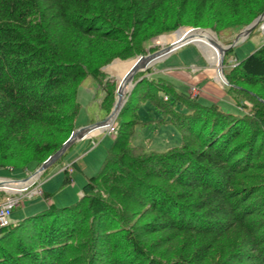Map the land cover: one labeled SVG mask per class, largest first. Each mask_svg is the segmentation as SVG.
<instances>
[{"label":"trees","instance_id":"obj_1","mask_svg":"<svg viewBox=\"0 0 264 264\" xmlns=\"http://www.w3.org/2000/svg\"><path fill=\"white\" fill-rule=\"evenodd\" d=\"M24 1L0 0V171L16 176L38 169L78 128L77 88L87 77L109 114L117 88L103 68L114 60L144 55L152 39L181 26L233 40L264 13V0ZM227 52L223 91L237 113L154 67L137 72L98 174L73 205L49 204L0 227V264H264V42L234 64ZM144 106L155 118H140ZM151 120L177 127L181 144L156 152L138 143Z\"/></svg>","mask_w":264,"mask_h":264},{"label":"rangeland","instance_id":"obj_2","mask_svg":"<svg viewBox=\"0 0 264 264\" xmlns=\"http://www.w3.org/2000/svg\"><path fill=\"white\" fill-rule=\"evenodd\" d=\"M187 28L191 27L181 26L176 30V32L170 33L167 36L169 37L176 34L177 31ZM199 28L200 30L197 31H210L213 35H215L217 42L223 46L230 45L228 43L230 40L232 44L237 35H239V33L235 35L233 40L230 37L226 41L222 42L217 33L211 28ZM160 38L161 37L157 36L152 39L151 43L146 46L144 56L160 51L170 45V43H166L167 41L165 42ZM189 40H192L193 43L180 47L168 54L162 60L151 64L148 68H142L139 71L144 72L146 69L154 67V72L163 74V76H165V78L168 79L175 87L187 92L191 91L192 95H198L205 99L208 98L216 102L221 100V106L237 113V109L232 105L233 103L228 102L227 97L224 96L225 94L223 88L225 84L221 79L222 77L220 78V68L218 66L219 51L217 50L215 62H212L213 60L210 61V59H214L215 57V47L213 49L212 56L209 59L203 53L204 49H202L201 43L204 42L203 40L201 41V38L194 37L193 39H188L184 42ZM263 42L264 19L254 28L252 33H250L247 38L241 37L239 39L238 43L233 48V54L228 59L229 63L234 64V60H241L245 58L248 54L254 52ZM136 58L134 59L136 60ZM134 59L126 61L116 59L103 68L108 73V82L112 84L113 87L118 89L122 78L134 63ZM224 69L225 67L223 63V70ZM135 75V79L133 78L132 82H129L127 85L128 87H126L125 100L133 88L132 86L136 80ZM191 87L195 88L192 89ZM76 97L81 104V109L75 119L78 126L77 129L97 124L98 122L104 121L108 118L109 114L101 106V100L103 98L102 89H100L98 83L91 76L87 77L77 88ZM141 110L142 111L139 112L141 119L149 120L148 118H155L154 111L147 110L146 106H144ZM151 123L149 122L146 127L140 128L137 131L138 143L148 146V150L156 152H163L181 144L182 138L180 137V131L177 127L170 124H158L156 121H151ZM117 128L118 122L117 120H114L111 128L108 127V129H105L96 135L92 133V136H86V138L75 141L71 145V148L67 151L64 159L61 160V163H54L48 167L42 175H38L39 173H35L36 171L34 170L32 171L25 168V172H22L21 175L18 176L9 171H0V177L14 180H11L10 182H20V179L29 177L33 173V180L35 181L34 186L37 187L39 184L41 186L43 183L41 189L44 192L51 193L49 204H54V206L61 208L69 206L76 203L80 199L81 192L88 178L98 174L100 171L105 160L107 150L112 146L113 136L116 134ZM74 161H77L78 168L74 167V171L71 173V177L73 178L72 181L64 184L63 170L67 166V163H72ZM62 165H64V168H62ZM21 182L23 183L24 181ZM2 188L8 189L4 186ZM5 195L6 190H0V203L4 200ZM49 204L44 196L34 197L31 199L24 198L22 200V204L13 211L11 220H18L19 216L21 217L27 211L24 209L26 206L29 208L31 205L32 207L30 209L38 210L33 211L38 213L42 211L43 208L48 207Z\"/></svg>","mask_w":264,"mask_h":264},{"label":"water","instance_id":"obj_3","mask_svg":"<svg viewBox=\"0 0 264 264\" xmlns=\"http://www.w3.org/2000/svg\"><path fill=\"white\" fill-rule=\"evenodd\" d=\"M264 19V13L261 14L259 17H257L250 25H248L246 28H244L239 35H237L236 39L234 40V42L228 46H223L220 45L219 43V48L221 50L222 56L220 57L218 66H219V70H220V76L225 79V75H224V70H223V61H224V55L225 53L233 48L239 41V39L241 37L247 38L248 35L250 33H252V31L254 30V28L256 26L259 25V23ZM194 30H198V29H194V28H190L188 29L187 32L190 31H194ZM181 30L177 31V34L180 32ZM180 41V38L175 41L177 44ZM176 43H171L169 46H167L166 48L157 51L155 53L146 55V56H139L137 58V60L134 62V64L130 67V69L127 71V73L124 75V77L122 78L118 89H117V100L115 103V106L113 108V110L111 111V113L109 114L108 118L105 119L104 121L98 122L97 124L88 126V127H83V128H79L75 131L72 132V134L70 135V137L67 139V141L63 144V146L52 156H50L43 164L40 168L37 169V173H42L44 172L48 167H50L52 164H54L57 160H59L64 154L65 152L68 150V148L77 140H81L83 138L86 137V135H83L82 131L84 129H92L93 128H99V127H104L106 126L107 122L112 121L116 118L119 110L121 109V107L123 106V104L125 103V94L121 91L122 87H127L129 82H132L134 75L141 70L142 68H148L152 63H155L157 61L162 60L165 56H167L168 54H170L171 52L177 50L178 48L189 44V43H193L192 40H189L187 42L181 43L179 45H177ZM176 44V45H175ZM196 44V43H195ZM173 45H175L173 47ZM169 48V49H168ZM167 49V50H165ZM227 82V81H226ZM120 103V104H119ZM119 104V107H118Z\"/></svg>","mask_w":264,"mask_h":264},{"label":"bare ground","instance_id":"obj_4","mask_svg":"<svg viewBox=\"0 0 264 264\" xmlns=\"http://www.w3.org/2000/svg\"><path fill=\"white\" fill-rule=\"evenodd\" d=\"M24 1V0H23ZM24 2H26V1H24ZM23 2V3H24ZM30 2V1H29ZM36 2V1H35ZM93 2V1H92ZM98 2V1H97ZM168 2H169V0H168ZM167 2V3H168ZM27 3V2H26ZM39 3V2H38ZM89 3H91V0H90V2ZM16 4H19V3H16ZM28 4V3H27ZM37 4V3H36ZM92 4H94V3H92ZM98 4V3H97ZM96 4V5H97ZM99 4H100V2H99ZM98 4V5H99ZM33 5H35V4H33ZM96 5H95V8H96ZM16 6V5H15ZM169 6H170V4H169ZM99 7H100V5H99ZM99 7H98V9H99ZM41 8V7H40ZM40 10V9H39ZM222 10V9H221ZM220 10V12H222ZM41 12H43L42 10H41ZM49 12V11H48ZM48 12H46V13H48ZM205 16V15H204ZM217 16V15H216ZM222 16H224V15H222ZM218 17V16H217ZM217 17H215V18H217ZM47 18V17H46ZM203 18V17H202ZM204 18H206V17H204ZM208 18V17H207ZM220 18V17H219ZM219 18H217V19H219ZM222 18H224V17H222ZM222 18H220V19H222ZM36 19V18H35ZM41 20H42V18H41ZM44 20H45V18H44ZM212 20V19H211ZM196 21V20H195ZM213 21V20H212ZM44 22V21H43ZM220 23V22H219ZM193 24H194V22H193ZM202 24V23H201ZM210 24H212V22L210 23ZM209 24V25H210ZM195 25H197V24H195ZM204 25V24H203ZM219 25V24H218ZM222 25H223V22H222ZM221 26V25H220ZM172 27H173V25H172ZM118 28V27H117ZM219 28V27H218ZM188 29L189 28H187V29H184V30H181L178 34L176 33V34H174V35H171V36H165V37H161L160 39H162V40H164L166 43H176L175 41H177L179 38H180V41L178 42V44L177 45H179V44H181V43H183L184 41H186V40H188V39H193L194 37H199V38H201V41L203 40V42L204 43H201V47H202V49H204V51H203V53L210 59L211 58V56H212V52H213V49H214V47L216 48V50H218L219 51V60H220V57L222 56V53H221V50H220V48H219V46L221 45H219V43L217 42V39H216V37H215V35H213L210 31H208V30H205V31H197V30H194V31H190V32H187L188 31ZM121 30V29H120ZM198 30H200V29H198ZM119 32V31H118ZM121 32V31H120ZM176 32V31H175ZM159 33V32H158ZM122 34V33H121ZM175 44V45H176ZM175 45H173V47L175 46ZM219 45V46H218ZM169 46V45H168ZM169 49V48H168ZM165 50H167V49H165ZM258 51V50H257ZM228 53V52H227ZM230 53V52H229ZM233 53V52H232ZM12 57V56H11ZM166 57V56H165ZM164 57V58H165ZM241 58V57H240ZM61 59V58H60ZM59 59V60H60ZM211 60H213V59H210V61ZM64 62V61H63ZM212 62H215V60H213ZM62 63V62H61ZM102 64H103V61L101 62ZM100 63V64H101ZM107 63V62H106ZM100 64H99V66H100ZM98 69V68H97ZM141 73V72H140ZM202 74V73H201ZM96 75H97V73H96ZM102 75V74H101ZM188 75V74H187ZM232 76V75H231ZM168 77V76H167ZM202 77V76H201ZM228 79V78H227ZM153 80V79H152ZM160 80V79H159ZM230 82V81H229ZM258 82V81H257ZM261 82V81H260ZM159 83V82H158ZM248 84H250V83H248ZM247 84V85H248ZM260 84V83H259ZM262 84V83H261ZM139 85V84H138ZM137 85V86H138ZM258 85V84H257ZM149 86V85H148ZM165 86V85H164ZM246 86V85H245ZM128 87V86H127ZM145 87V86H144ZM152 87H153V85H152ZM249 87H250V85H249ZM162 88V87H161ZM246 88V87H245ZM254 88H257V87H254ZM164 89V88H163ZM170 89H171V87H170ZM230 89H232V88H230ZM125 90H126V87H122V89H121V91L125 94L126 92H125ZM165 90V89H164ZM250 90V89H249ZM181 91V90H180ZM183 91V90H182ZM242 91V90H241ZM111 92V91H110ZM168 92V91H167ZM231 92V91H230ZM187 94V93H186ZM153 96V95H152ZM107 97V96H106ZM109 97H110V95H109ZM181 97V96H180ZM208 97H209V95H208ZM157 98H159V97H157ZM174 98V97H173ZM109 100V99H108ZM151 100V99H150ZM159 100V99H158ZM186 100H189V99H186ZM161 102V101H160ZM180 102V101H179ZM152 103V102H151ZM169 103V102H168ZM102 104H103V102H102ZM120 104V103H119ZM119 104H118V107H119ZM164 104V103H163ZM167 104V103H166ZM185 104V103H184ZM168 106V105H167ZM182 106V105H181ZM138 107V106H137ZM159 107V106H158ZM157 108V107H156ZM163 108H164V106H163ZM167 108V107H166ZM104 109V108H103ZM129 109V108H128ZM127 109V110H128ZM162 109V108H161ZM130 110H132V109H130ZM136 110V109H135ZM164 110V109H163ZM128 112V111H127ZM131 112V111H130ZM263 112V111H262ZM152 113V112H151ZM260 113V112H259ZM124 114V113H123ZM204 114V113H203ZM262 114V113H261ZM257 115V114H256ZM123 118V117H122ZM131 119H132V117H131ZM131 119H130V121H131ZM138 119V118H137ZM200 119V118H199ZM203 119V118H202ZM125 120V119H124ZM207 120V119H206ZM205 120V121H206ZM129 121V120H128ZM152 121V120H151ZM154 121V120H153ZM155 121H157V120H155ZM149 122V121H148ZM147 122V123H148ZM158 122V121H157ZM75 123V122H74ZM121 123V122H120ZM138 123V122H137ZM141 124H142V122H140ZM151 123V122H150ZM152 124V123H151ZM112 125H113V123H112V121H109V122H107V124H106V126H104V127H97V128H93V130L92 129H84L83 131H82V133H83V135H86V136H92V133H95V132H98V133H100L101 131H103V130H105V129H108V127L109 128H111L112 127ZM144 125V124H143ZM146 125V124H145ZM191 126V125H190ZM201 127V126H200ZM188 128V127H187ZM196 129V128H195ZM198 129V128H197ZM200 129V128H199ZM251 129V128H250ZM256 129V128H255ZM259 129H260V127H259ZM182 130V129H181ZM203 130V129H202ZM204 130H206V129H204ZM264 131V130H263ZM182 132V131H181ZM252 132V131H251ZM255 132V131H254ZM195 133H197V131L195 132ZM253 133V132H252ZM259 133V132H258ZM186 134V133H185ZM246 134V133H245ZM118 135V134H117ZM197 135H198V133H197ZM200 135V134H199ZM242 136H244V135H242ZM181 137V136H180ZM245 137V136H244ZM232 138V137H231ZM241 138H243V137H241ZM247 138H248V136H247ZM185 139V138H184ZM234 139V138H233ZM246 139V138H245ZM238 140V139H237ZM244 140V139H243ZM243 140H241V143H242V141ZM230 141V140H229ZM233 141V140H232ZM182 142V141H181ZM235 142V141H234ZM233 142V143H234ZM149 143V142H148ZM232 145V144H231ZM230 145V146H231ZM215 146V145H214ZM138 147V146H137ZM141 147V146H140ZM227 147V146H226ZM142 148V147H141ZM175 148V147H174ZM231 148V147H230ZM178 149V148H177ZM221 150V149H220ZM239 150V149H238ZM174 151V150H173ZM172 151V152H173ZM228 151V150H227ZM165 152V151H164ZM225 152V151H224ZM163 154V153H162ZM172 154V153H171ZM225 154V153H224ZM235 154V153H234ZM168 155V154H167ZM221 155V154H220ZM242 155V154H241ZM244 155V154H243ZM169 156V155H168ZM173 156V155H172ZM237 156V155H236ZM239 156V155H238ZM243 159V158H242ZM148 160V159H147ZM147 160H145V162L147 161ZM246 160V159H245ZM142 161V160H141ZM151 163H153V162H151ZM179 163V162H178ZM145 164V163H144ZM149 164V163H148ZM142 165V164H141ZM157 165H159V164H157ZM163 167V166H162ZM141 168V167H140ZM153 168V167H152ZM165 169V168H164ZM141 170V169H140ZM158 170V169H157ZM145 171V170H144ZM156 174V173H155ZM165 174V173H164ZM147 177V176H146ZM148 179V178H147ZM143 180H145V178L143 179ZM146 181V180H145ZM32 182H34V180L33 179H31L30 181H27V182H10L9 180H5V183H3L2 185L4 186V187H6V188H8V189H12V190H16V189H18V190H22V189H24L25 187H27L28 185H30ZM156 182H158V181H155V182H152L153 183V185H154V183H156ZM146 183H147V181H146ZM256 183V182H255ZM257 184V183H256ZM153 185H151L152 187H156V186H153ZM158 185V184H157ZM143 188V187H142ZM152 189V188H151ZM148 191H149V188H148ZM147 192V191H146ZM49 193V192H48ZM51 194V193H50ZM54 194V193H53ZM52 194V195H53ZM143 196V195H142ZM114 197V196H113ZM143 199L145 198V197H142ZM75 202V201H74ZM74 204V203H73ZM72 204V205H73ZM76 206V205H75ZM85 206V205H84ZM87 206V205H86ZM96 207V206H95ZM99 207V206H98ZM70 208V207H69ZM108 208V207H107ZM152 209V208H151ZM53 210V209H52ZM52 210H50V211H52ZM54 210H56L55 208H54ZM62 210V209H61ZM60 210V211H61ZM69 209H67V211H68ZM76 210V209H75ZM82 210V209H81ZM114 211H115V209H113ZM117 210V209H116ZM66 211V210H65ZM70 211V210H69ZM85 211H86V209H85ZM102 211V210H101ZM62 212H64V211H62ZM73 212V211H72ZM77 212H78V210H77ZM103 212V211H102ZM112 212V211H111ZM188 212V211H187ZM190 212V211H189ZM66 213V212H65ZM65 213H63V215L65 214ZM84 213V212H83ZM83 213H82V215H83ZM89 213H90V211H88L87 210V214L89 215ZM113 213V212H112ZM115 213V212H114ZM37 214V213H36ZM58 214H59V211H58ZM80 214V213H79ZM85 215V217H86V212L84 213ZM109 214H111V213H109ZM119 214V213H118ZM25 215V214H24ZM61 215V214H60ZM59 215V216H60ZM87 215V216H88ZM91 215V214H90ZM94 215V214H93ZM117 215V214H116ZM197 215V214H196ZM53 216H54V213H53ZM76 217H77V215H75ZM105 216V215H104ZM109 216V215H108ZM114 216V215H113ZM122 216V215H121ZM153 216V215H152ZM188 216H190V214L188 213ZM194 216V215H193ZM56 217V216H55ZM71 217V216H70ZM73 217V216H72ZM75 217V218H76ZM111 217V216H110ZM204 217V216H203ZM65 218V217H64ZM69 218V217H68ZM67 218V219H68ZM74 218V217H73ZM79 218V217H78ZM89 218V217H88ZM117 218H119V217H117ZM151 218V217H150ZM47 219H49V217L47 218ZM47 219H46V221H47ZM50 219H53V218H51L50 217ZM70 219V218H69ZM86 219V218H85ZM85 219H83L82 218V220H85ZM105 219H106V217H105ZM112 219V218H111ZM127 219V218H126ZM191 219V218H190ZM195 219H196V216H195ZM201 219V218H200ZM78 220V219H77ZM108 220V219H107ZM113 220V219H112ZM129 220V219H128ZM193 220V219H192ZM52 221V220H51ZM71 221V220H70ZM76 221V220H75ZM87 221H89V220H87ZM109 221V220H108ZM130 221V220H129ZM147 221H148V219H147ZM203 221V220H202ZM24 222V221H23ZM83 222V221H82ZM85 222V221H84ZM83 222V223H84ZM27 223H28V221H27ZM26 223V224H27ZM51 223V222H50ZM75 223V222H74ZM92 223V222H91ZM109 223V222H108ZM115 223H117V222H115ZM202 223V222H201ZM25 224V223H24ZM77 224V223H76ZM81 224V223H80ZM85 224H86V222H85ZM85 224H84V228H85ZM118 224V223H117ZM198 224V223H197ZM204 224V223H203ZM202 224V225H203ZM87 225V224H86ZM95 225V224H94ZM94 225H92V226H94ZM24 226V225H23ZM26 226V225H25ZM54 226H55V224H54ZM76 226V225H75ZM79 226V225H78ZM83 226V225H82ZM48 227V226H47ZM96 227V226H95ZM26 228V227H25ZM76 228V227H75ZM88 228V227H87ZM203 228V227H202ZM10 229V228H9ZM13 229V228H12ZM15 229V228H14ZM23 229V228H22ZM22 229L20 230L21 232H22ZM83 228H81V231H86V229L85 230H82ZM89 229V228H88ZM91 229H92V227H91ZM96 229V228H95ZM98 229V228H97ZM100 229V228H99ZM11 230V229H10ZM96 231V230H95ZM78 232H79V230H78ZM14 233V232H13ZM16 233V232H15ZM14 233V234H15ZM80 233V232H79ZM89 234V233H88ZM11 235V234H10ZM22 235V234H21ZM12 236H13V238H15L16 239V237H15V235H13L12 234ZM101 236V235H100ZM99 237V236H98ZM22 238V237H21ZM5 239V238H4ZM14 239V240H15ZM10 240V239H9ZM11 240H13V239H11ZM13 240V242H15ZM6 241V240H5ZM122 241H123V239H122ZM121 241V242H122ZM12 242V243H13ZM16 243V242H15ZM10 244V243H9ZM14 244V243H13ZM18 244V243H17ZM123 244V243H122ZM121 244V245H122ZM8 246V245H7ZM148 246V245H147ZM2 247V246H1ZM9 247V246H8ZM16 247V246H15ZM10 248H12V247H10ZM14 248V247H13ZM121 248V247H120ZM6 249V248H5ZM123 249V248H122ZM122 249H120V251L122 250ZM7 250V249H6ZM100 251V250H99ZM119 251V250H118ZM13 254H14V252H13ZM14 257H15V254H14ZM79 257V256H78ZM75 264V263H74Z\"/></svg>","mask_w":264,"mask_h":264},{"label":"built area","instance_id":"obj_5","mask_svg":"<svg viewBox=\"0 0 264 264\" xmlns=\"http://www.w3.org/2000/svg\"><path fill=\"white\" fill-rule=\"evenodd\" d=\"M3 183H5V181L0 178V190H6L5 198L0 203V227H7L10 224L12 211L20 205L23 198L41 195L42 191L39 186L33 187L35 181L22 190L4 189L2 188Z\"/></svg>","mask_w":264,"mask_h":264},{"label":"clouds","instance_id":"obj_6","mask_svg":"<svg viewBox=\"0 0 264 264\" xmlns=\"http://www.w3.org/2000/svg\"><path fill=\"white\" fill-rule=\"evenodd\" d=\"M189 29H190V28H189ZM194 29H200V28H194ZM239 33H240V32H239ZM189 44H190V43H189ZM186 45H188V44H186ZM184 46H185V45H184ZM233 48H234V47H233ZM178 49H179V48H178ZM142 56H144V55H142ZM152 64H153V63H152ZM224 75H225V74H224ZM220 78H221V76H220ZM221 79L224 81V84H225V85H229V82H228L226 76H225V79H223V78H221ZM226 81H227V82H226ZM191 88L193 89V88H195V87H191ZM189 92L191 93V91H189ZM191 94H192V93H191ZM123 105H124V104H123ZM114 106H115V105H114ZM122 107H123V106H122ZM122 107H121V108H122ZM113 108H114V107H113ZM112 110H113V109H112ZM112 110H111V111H112ZM120 110H121V109H120ZM120 110H119V111H120ZM110 113H111V112H110ZM110 113H109V114H110ZM118 113H119V112H118ZM117 116H118V114H117ZM117 116H116V118L114 119L115 121H116V119H117ZM114 120H112V123H114ZM103 131H104V130H103ZM110 134H112V133H110ZM114 136H115V135H114ZM114 136H113V138H114ZM85 138H86V137H85ZM65 153H66V152H65ZM44 162H45V161H44ZM74 162H75V161H74ZM55 163H56V162H55ZM72 163H73V162H72ZM72 163H67V166L64 168V165H63L62 168H64V170H67L68 173L71 174V173L74 171V167L72 166ZM52 165H53V164H52ZM41 166H42V165H41ZM41 166H40V167H41ZM40 167H39V168H40ZM64 170H63V171H64ZM35 171H36L35 173H37V169H36ZM43 173H44V172L39 173L38 175H42ZM33 175H34V174L32 173V175H30L29 177H26V178H24V179H20V180H21V181H24V182L30 181L31 179H33ZM0 178H1V177H0ZM1 179H3L4 181H5V180H9V181L12 180V179H10V178H5V177H2ZM12 181H14V180H12ZM21 181H20V182H21ZM31 184H32V183H31ZM41 186H42V184H41ZM41 186H40V184H39L40 189H41ZM33 187H36V186L33 185ZM41 191H42V194H41V195H34V196H32V197H30V198H27V199H31V198L39 197V196H44V197H45V193H44V191H43L42 189H41ZM81 194H82V193H81ZM23 199H24V198H23ZM21 204H22V201H21L20 205H21ZM20 205H19V206H20ZM19 206H18V207H19ZM16 208H17V207H16ZM14 210H15V209H14ZM14 210H13V211H14ZM13 211H12V214H13ZM12 214H11V216H12ZM11 223H13V222H12L11 217H10V224H11ZM10 224H9V225H10ZM1 228H2V227H1Z\"/></svg>","mask_w":264,"mask_h":264},{"label":"crops","instance_id":"obj_7","mask_svg":"<svg viewBox=\"0 0 264 264\" xmlns=\"http://www.w3.org/2000/svg\"><path fill=\"white\" fill-rule=\"evenodd\" d=\"M94 135H96V134H98V132H95V133H93ZM70 163V162H69ZM43 184V183H42ZM45 194H50V193H48V192H44ZM82 193V192H81ZM50 199L51 198H49L48 200L46 199V201L48 202V204H49V201H50ZM51 203V202H50ZM32 206L30 205V207L29 208H27V206H26V208H24L25 210H27L21 217L19 216V219L18 220H15V219H13L12 220V222L13 223H19L20 221H22L23 219H25L26 217H28V216H30V215H34V214H36L35 212H33V211H38V210H32V209H30ZM47 208V207H46ZM43 209H45V208H43ZM42 209V210H43Z\"/></svg>","mask_w":264,"mask_h":264}]
</instances>
